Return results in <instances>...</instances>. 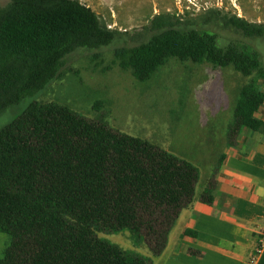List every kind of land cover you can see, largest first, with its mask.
<instances>
[{
  "label": "trees",
  "instance_id": "obj_1",
  "mask_svg": "<svg viewBox=\"0 0 264 264\" xmlns=\"http://www.w3.org/2000/svg\"><path fill=\"white\" fill-rule=\"evenodd\" d=\"M216 15L246 38L264 37L262 23ZM179 24L170 13L156 15L148 41L116 49L119 67L139 82L171 60L233 67L249 82L240 89L228 137L246 129L264 134L255 117L264 104L260 54L247 46L222 48L216 34ZM120 34L80 0H10L0 7V115L60 79L71 54L109 47ZM199 181L191 161L104 118L32 102L0 131V232L10 238L0 264H153ZM213 184L201 196L205 203L213 202ZM125 230L151 256L99 236Z\"/></svg>",
  "mask_w": 264,
  "mask_h": 264
},
{
  "label": "rangeland",
  "instance_id": "obj_2",
  "mask_svg": "<svg viewBox=\"0 0 264 264\" xmlns=\"http://www.w3.org/2000/svg\"><path fill=\"white\" fill-rule=\"evenodd\" d=\"M9 1L0 0V7ZM217 12L264 24V0H125L123 6L111 3L99 17L110 29L121 32L119 38L109 47L79 49L71 54L60 79L0 115V131L32 102L57 103L91 119L104 118L122 133L149 140L191 162L200 161L205 169L211 168L213 159L189 157L198 151L203 154L210 130L223 128L227 120L233 122L231 105H236L240 89L249 79L233 67L171 60L151 80L139 82L119 67L115 51L148 41L153 35L149 29L153 18L170 13L179 21L178 27L216 34L222 48L237 45L254 49L264 64V37L246 38L225 27L214 18ZM99 236L126 251H149L146 246L136 248L128 230ZM9 244V236L0 232V257Z\"/></svg>",
  "mask_w": 264,
  "mask_h": 264
},
{
  "label": "crops",
  "instance_id": "obj_3",
  "mask_svg": "<svg viewBox=\"0 0 264 264\" xmlns=\"http://www.w3.org/2000/svg\"><path fill=\"white\" fill-rule=\"evenodd\" d=\"M80 1L98 15L113 2L125 5V0ZM257 87L264 93L263 80ZM235 108L231 105L233 120ZM255 117L264 122V104ZM230 124L227 120L223 128L210 130L203 154L189 157L213 159L212 166L205 169L193 160L200 169L195 200L179 216L153 264H248L264 228V134L246 129L229 139ZM211 181L210 204L201 196ZM144 255L151 256L149 251ZM258 264H264V253Z\"/></svg>",
  "mask_w": 264,
  "mask_h": 264
},
{
  "label": "built area",
  "instance_id": "obj_4",
  "mask_svg": "<svg viewBox=\"0 0 264 264\" xmlns=\"http://www.w3.org/2000/svg\"><path fill=\"white\" fill-rule=\"evenodd\" d=\"M264 253V228L259 230V235L256 241V247L251 254L248 264H258L261 256Z\"/></svg>",
  "mask_w": 264,
  "mask_h": 264
}]
</instances>
